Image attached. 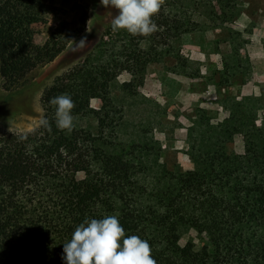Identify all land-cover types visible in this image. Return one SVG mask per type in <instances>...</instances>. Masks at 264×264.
Returning <instances> with one entry per match:
<instances>
[{
	"label": "trees",
	"instance_id": "1",
	"mask_svg": "<svg viewBox=\"0 0 264 264\" xmlns=\"http://www.w3.org/2000/svg\"><path fill=\"white\" fill-rule=\"evenodd\" d=\"M240 0H163L148 36L127 30L106 33L84 60L58 76L41 97L42 123L27 132L0 133V264H66L64 244L87 219L118 217L125 236L147 240L157 264H264V104L255 96H228L229 116L215 120L197 109L188 130L192 170H169L153 137L130 145L109 142L121 120L111 84L123 72L142 74L153 63L174 58L187 71L181 40L199 30L232 24ZM55 8L39 0H0V77L5 91L55 60L81 31L39 49L32 26ZM88 21V10L82 25ZM223 78L220 85H229ZM72 97L74 117L93 116L97 132L60 130L50 100ZM98 99L99 109L84 100ZM217 119V118H216ZM244 151H234L235 137ZM82 174V177L79 175ZM205 234L213 250H186L181 233Z\"/></svg>",
	"mask_w": 264,
	"mask_h": 264
},
{
	"label": "rangeland",
	"instance_id": "2",
	"mask_svg": "<svg viewBox=\"0 0 264 264\" xmlns=\"http://www.w3.org/2000/svg\"><path fill=\"white\" fill-rule=\"evenodd\" d=\"M39 1L56 11L41 14L40 21L32 26L35 49L41 48L53 33L57 40L67 32L81 31V34L55 60L29 73L13 90L5 91L0 77V133L27 132L41 124L44 116L41 97L45 89L85 59L118 14L117 9L103 6L101 0ZM240 2L242 12L232 24L199 30L181 40V54L189 60L187 71L192 75L184 74L186 69L168 57L161 63L150 64L142 74L123 72L118 76L110 91L114 105L121 110L117 115L121 120L115 136L111 131L107 133L109 142L130 145L153 137L161 146V163L169 170L194 168L188 153V130L197 121V109H206L216 116V122L222 121L229 113L220 102L233 96L229 95V87H239L250 78L252 61L259 64L264 77V0ZM85 9L88 21L83 26ZM85 36L88 47L77 50L76 43ZM224 77L230 80L229 85H220ZM260 98L264 104V96ZM101 105L98 99L83 101L86 108L99 109ZM74 125L97 132L93 116L74 117ZM234 151H244L240 135L235 137ZM179 243L186 250H213L208 237L192 228L182 230Z\"/></svg>",
	"mask_w": 264,
	"mask_h": 264
},
{
	"label": "clouds",
	"instance_id": "3",
	"mask_svg": "<svg viewBox=\"0 0 264 264\" xmlns=\"http://www.w3.org/2000/svg\"><path fill=\"white\" fill-rule=\"evenodd\" d=\"M118 14L112 19V30H127L131 34L148 36L157 30L153 17L160 12L163 0H101ZM77 44V50L88 47L87 37ZM56 106L55 123L58 129L71 131L74 127L72 110L75 103L68 94L50 100ZM42 125L50 128L47 119ZM64 244L62 259L66 264H157L147 240L137 235L125 236V229L115 215L102 219H85Z\"/></svg>",
	"mask_w": 264,
	"mask_h": 264
},
{
	"label": "crops",
	"instance_id": "4",
	"mask_svg": "<svg viewBox=\"0 0 264 264\" xmlns=\"http://www.w3.org/2000/svg\"><path fill=\"white\" fill-rule=\"evenodd\" d=\"M252 64L253 71L250 78L239 87H235L234 85L229 87V95L238 96L239 98L247 96H264V77L261 75L262 70L259 68V64L257 62L252 61ZM223 116L226 117L227 113H223Z\"/></svg>",
	"mask_w": 264,
	"mask_h": 264
}]
</instances>
